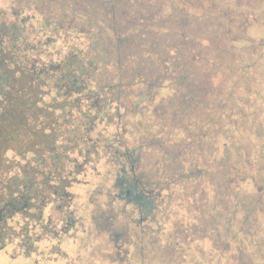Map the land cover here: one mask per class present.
Segmentation results:
<instances>
[{
    "label": "rangeland",
    "instance_id": "obj_1",
    "mask_svg": "<svg viewBox=\"0 0 264 264\" xmlns=\"http://www.w3.org/2000/svg\"><path fill=\"white\" fill-rule=\"evenodd\" d=\"M15 2L0 0L10 20ZM22 2L41 60L88 53L110 97L69 206L45 211L60 237L0 264H264V0ZM121 165L146 214L114 199Z\"/></svg>",
    "mask_w": 264,
    "mask_h": 264
},
{
    "label": "flooded vegetation",
    "instance_id": "obj_2",
    "mask_svg": "<svg viewBox=\"0 0 264 264\" xmlns=\"http://www.w3.org/2000/svg\"><path fill=\"white\" fill-rule=\"evenodd\" d=\"M23 6L16 0L12 20L8 8H0V261L11 244L20 257L30 258L42 234L60 237L45 211L53 203L55 211L69 206L70 189L81 183L90 153L98 152L91 133L102 124L110 97L109 79L88 53L70 46L58 59L41 60L48 41L29 44L26 20L29 25L39 20L24 17ZM45 19L43 28L49 25ZM73 150L82 162L70 158Z\"/></svg>",
    "mask_w": 264,
    "mask_h": 264
},
{
    "label": "trees",
    "instance_id": "obj_3",
    "mask_svg": "<svg viewBox=\"0 0 264 264\" xmlns=\"http://www.w3.org/2000/svg\"><path fill=\"white\" fill-rule=\"evenodd\" d=\"M141 100L145 98V96L142 93ZM108 106V102H106V106L104 107V109H106ZM125 132V128H120V133L118 135H114L111 137L112 141H114L115 139H118V137L120 138V136L122 135V132ZM121 142V140H119V143ZM105 146L110 147V150L112 151L111 154L112 156L117 159L120 163V158H124L127 163L129 164L130 169L133 167V163H135V158L134 156L121 153L120 149L110 145V143L108 142V144H106ZM112 148V149H111ZM92 150V149H91ZM116 150V151H113ZM115 152V153H113ZM91 154V153H90ZM122 163V160H121ZM125 163V164H127ZM122 170L121 172L118 171V175L115 177V187L117 190V194L115 195L114 199H121L124 200L126 203H130V204H136L139 208V210H141V213L146 214L148 212L147 209V204L148 201L147 199H145V196L138 194L137 196H139L138 198L136 197L135 193H134V189H132L133 187L131 186L132 184H130L131 182L128 180V174H127V169L124 165H121ZM142 197V198H141ZM136 201V202H135ZM135 202V203H134Z\"/></svg>",
    "mask_w": 264,
    "mask_h": 264
}]
</instances>
